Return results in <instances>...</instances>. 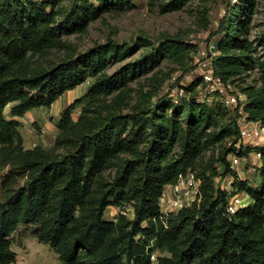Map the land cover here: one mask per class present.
Here are the masks:
<instances>
[{
  "label": "trees",
  "instance_id": "obj_1",
  "mask_svg": "<svg viewBox=\"0 0 264 264\" xmlns=\"http://www.w3.org/2000/svg\"><path fill=\"white\" fill-rule=\"evenodd\" d=\"M192 1L170 0L162 11ZM256 1L228 8L214 68L246 96L248 122L264 128V56H257L264 33L251 41ZM132 7L130 0H0V166L10 170L0 192V264L17 263L13 239L22 228L62 264H264V145L244 147L237 113L197 101L200 79L178 103L131 88L167 60L192 59L196 46L164 37L81 52L65 40L108 11ZM141 43L148 49L131 60ZM256 70L259 80L249 83ZM90 80L84 98L61 112L54 146L27 149L19 119ZM252 152L261 162L253 182L240 179L230 159ZM188 172L201 181L200 201L163 216L164 189ZM239 196L246 199L234 208ZM110 207L131 216L110 221Z\"/></svg>",
  "mask_w": 264,
  "mask_h": 264
},
{
  "label": "rangeland",
  "instance_id": "obj_2",
  "mask_svg": "<svg viewBox=\"0 0 264 264\" xmlns=\"http://www.w3.org/2000/svg\"><path fill=\"white\" fill-rule=\"evenodd\" d=\"M169 1L130 0L133 6L131 9L125 12L108 11L101 19L90 26L86 34L67 36L65 40L81 52H85L97 44H108L110 42L132 46L137 41L142 40L150 44H156L164 37H171L195 45L197 51L191 57L192 59H187L183 64L167 60L155 71V75L152 73L131 84L135 96L143 89L144 92L153 91L156 94L155 100L165 96L172 99L176 97L177 89L187 83L186 76L196 69L195 58L199 51L220 38L219 35H215L220 22L228 8L233 6L237 0H193L178 11L164 13L162 11L163 6L167 5ZM256 4L257 7L251 27L252 42H256L257 38L264 33V0H257ZM141 44L137 54L131 60L138 58L148 49L145 43ZM257 56H264L262 48H259ZM128 62L113 66L109 72H116ZM173 75L177 77L174 84L170 83ZM193 76L195 79L199 77L197 72ZM259 78L260 72L256 70L248 82L259 80ZM154 79L161 82L159 89L156 91L152 87ZM90 83H92V80L76 90L66 93L51 108L35 109L20 120L22 122L21 133L27 149L36 146L45 148L54 146L58 136L57 124L61 112L75 100L83 99L88 93ZM231 89L240 92L236 86L231 85ZM201 92L206 100L207 98L212 100L205 87L201 88ZM79 113L80 107L74 113L75 120L78 119ZM5 114L9 117L10 108L6 110ZM242 143L244 147L249 149L263 146V129H259L256 134ZM212 154V152H209L206 160H209ZM214 154L217 156L218 151H215ZM260 164L259 157L256 156L255 152H252L249 153L248 157L241 159V164L235 167L234 171L240 179H248L253 182L256 179ZM216 166L219 167V165ZM9 172L8 167L0 166V192L1 185ZM221 186L224 189L230 188V184L224 182L221 183ZM245 199V196L235 198L232 203L233 207H239ZM121 212L120 208L110 207L107 210L106 218L115 221ZM31 230V228H22L14 236L13 250L17 254L16 264H62L58 255L48 246L39 243L32 235Z\"/></svg>",
  "mask_w": 264,
  "mask_h": 264
},
{
  "label": "built area",
  "instance_id": "obj_3",
  "mask_svg": "<svg viewBox=\"0 0 264 264\" xmlns=\"http://www.w3.org/2000/svg\"><path fill=\"white\" fill-rule=\"evenodd\" d=\"M220 52L218 50L217 42L210 43L206 48L199 51L195 58L196 69L191 71L187 76V83L176 91V97L172 98V101L178 103V101L186 95V87L192 84L197 79L202 81V85L205 87L210 100L200 92L195 98L199 102H218L229 110L237 113L238 124L240 128V134L242 142L246 141L259 129H263L259 123H250L247 120V114L245 112V106L247 103L246 96L241 92L231 89V85H226L222 78L215 72L214 61ZM197 72L199 77L194 78V73ZM177 81L175 75L171 76L170 83L174 84ZM257 157L260 155L257 154ZM231 165L233 168L238 167L241 164V158L233 154L230 156ZM201 198V181L197 175L193 172H188L186 175L181 176L178 184L167 186L160 198V208L163 216H169L172 213L178 212L184 208L192 206L194 203L199 202ZM233 211V210H232ZM124 216L130 217L131 210H125L121 212ZM152 261H156V256L152 257Z\"/></svg>",
  "mask_w": 264,
  "mask_h": 264
},
{
  "label": "crops",
  "instance_id": "obj_4",
  "mask_svg": "<svg viewBox=\"0 0 264 264\" xmlns=\"http://www.w3.org/2000/svg\"><path fill=\"white\" fill-rule=\"evenodd\" d=\"M19 120H21V119H19ZM42 244V243H41ZM44 246H45V244H43ZM47 246V245H46Z\"/></svg>",
  "mask_w": 264,
  "mask_h": 264
}]
</instances>
